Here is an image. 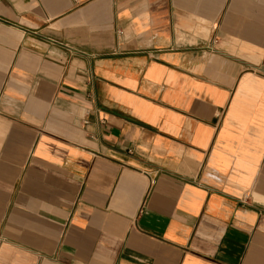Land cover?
<instances>
[{
  "label": "crops",
  "instance_id": "1",
  "mask_svg": "<svg viewBox=\"0 0 264 264\" xmlns=\"http://www.w3.org/2000/svg\"><path fill=\"white\" fill-rule=\"evenodd\" d=\"M0 264H264V0H0Z\"/></svg>",
  "mask_w": 264,
  "mask_h": 264
},
{
  "label": "built area",
  "instance_id": "2",
  "mask_svg": "<svg viewBox=\"0 0 264 264\" xmlns=\"http://www.w3.org/2000/svg\"><path fill=\"white\" fill-rule=\"evenodd\" d=\"M116 34H121V32L117 31Z\"/></svg>",
  "mask_w": 264,
  "mask_h": 264
}]
</instances>
